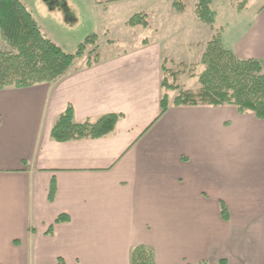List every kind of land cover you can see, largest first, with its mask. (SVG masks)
Segmentation results:
<instances>
[{"label": "crops", "instance_id": "crops-1", "mask_svg": "<svg viewBox=\"0 0 264 264\" xmlns=\"http://www.w3.org/2000/svg\"><path fill=\"white\" fill-rule=\"evenodd\" d=\"M20 1L65 53L84 6L101 35L95 28L94 46L55 83L0 90V264H131L139 245L154 264H264V120L172 103L158 117L162 67L197 63L198 34L264 58V0L237 6L247 19L232 36L216 15L202 26L197 0ZM110 31L137 44L108 54L119 46ZM68 107L76 123L119 119L102 138L56 142L51 128Z\"/></svg>", "mask_w": 264, "mask_h": 264}, {"label": "trees", "instance_id": "trees-1", "mask_svg": "<svg viewBox=\"0 0 264 264\" xmlns=\"http://www.w3.org/2000/svg\"><path fill=\"white\" fill-rule=\"evenodd\" d=\"M213 0H197L196 18L205 25L214 23L215 14L210 10ZM175 6V3H174ZM142 16L135 15L129 20L130 25L140 24ZM146 26L145 22H141ZM1 44L8 50L1 49ZM95 36H88L79 44L74 54H67L52 43L41 31L36 21L20 0H0V90L12 87L29 88L40 84H52L62 78L76 60L84 56L88 46H94ZM90 50L85 64L91 66L97 61ZM203 71L198 77L200 84L198 100L192 93L178 92L170 102L167 92L160 98L162 116L169 104L234 106L239 114L247 112L259 120H264V60L241 59L233 51L224 47L220 37L216 36L206 44L201 57ZM163 90H177L168 84L165 66L162 67ZM119 115L108 114L93 122L76 123L73 112L68 107L54 122L51 138L56 142L79 139H98L110 134ZM225 219L224 208L221 211ZM67 218L59 216L55 223ZM131 264H154L153 251L143 245L134 247L130 253ZM61 264V263H60ZM190 264V263H184ZM193 264H207L202 261ZM218 264H226L220 260Z\"/></svg>", "mask_w": 264, "mask_h": 264}, {"label": "rangeland", "instance_id": "rangeland-1", "mask_svg": "<svg viewBox=\"0 0 264 264\" xmlns=\"http://www.w3.org/2000/svg\"><path fill=\"white\" fill-rule=\"evenodd\" d=\"M261 0H213L210 4V10L216 15V26H222V27H227L226 33L230 34L232 36L233 34V27H234V22L235 23H240V20L242 19V22L247 19L246 11L238 9L237 6L242 4L243 2H246L245 5L247 6L246 8H252L258 4ZM74 7L77 9L79 8L78 4H75ZM86 7L87 11L81 10V14L78 19V24L75 28V36L76 40L75 42H70L69 44H66L65 50L67 51V54H74L78 40L83 39V37L86 35L92 36L94 29L96 28V32L98 33V36L101 35L99 26L97 24L96 18L92 19L90 14L91 11L88 10L87 6ZM83 8V7H80ZM237 8V9H236ZM84 9V8H83ZM198 25L201 26L200 23ZM202 26H205L202 24ZM201 26V27H202ZM205 28V27H204ZM206 29V28H205ZM202 32V31H201ZM126 34V33H125ZM123 32L119 31H110L109 35L107 36L110 38L116 45H118V39H119V46H115L112 50H108V54L112 53L113 51L120 53L123 50H129L133 49V47L137 44L136 42L133 43L130 39L129 36H126ZM106 35V32L102 35L104 37ZM206 33L203 32L202 35L198 34V41L200 42L198 47V57L196 58L197 63L190 62L186 64H175L174 66L166 68L168 72L171 74H166L168 84L176 86L177 90H169L164 92H167L168 97L170 102L175 98V96L178 94V92H189L192 93L193 96H195L197 103H199L198 100V93H199V87L200 84L198 82V77L203 71V65L201 64V57L202 54L206 48V44L211 41L212 38L218 36V34L214 35L212 38H206L204 39L205 41L202 42V39L205 37ZM85 37V38H86ZM209 39V40H208ZM85 40V39H84ZM222 42V41H221ZM179 43L181 44V49L183 51L188 50L190 47H188L185 43V40L183 39V34L179 38ZM77 45V46H76ZM224 45V44H223ZM225 47V46H224ZM226 48V47H225ZM1 49L3 50H8L7 47H5L3 44H1ZM101 50V49H100ZM106 49H102L100 54H105ZM99 52V51H98ZM264 58L260 61H263ZM201 104V103H199Z\"/></svg>", "mask_w": 264, "mask_h": 264}]
</instances>
